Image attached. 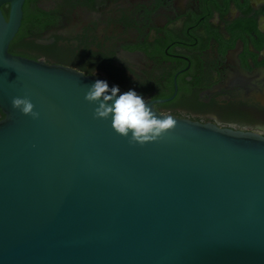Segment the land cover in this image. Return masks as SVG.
Returning <instances> with one entry per match:
<instances>
[{
  "label": "water",
  "instance_id": "water-1",
  "mask_svg": "<svg viewBox=\"0 0 264 264\" xmlns=\"http://www.w3.org/2000/svg\"><path fill=\"white\" fill-rule=\"evenodd\" d=\"M24 1L0 0V264H264V137L173 117L130 144L84 99L116 84L9 53Z\"/></svg>",
  "mask_w": 264,
  "mask_h": 264
},
{
  "label": "flooded vegetation",
  "instance_id": "flooded-vegetation-1",
  "mask_svg": "<svg viewBox=\"0 0 264 264\" xmlns=\"http://www.w3.org/2000/svg\"><path fill=\"white\" fill-rule=\"evenodd\" d=\"M14 56L264 137V0H25Z\"/></svg>",
  "mask_w": 264,
  "mask_h": 264
},
{
  "label": "clouds",
  "instance_id": "clouds-1",
  "mask_svg": "<svg viewBox=\"0 0 264 264\" xmlns=\"http://www.w3.org/2000/svg\"><path fill=\"white\" fill-rule=\"evenodd\" d=\"M84 99L96 105L93 109L95 119L111 120L112 129L120 136L128 138L130 144L140 145L161 139L174 129L176 121L172 116H157L149 103L134 90L120 94L118 86L109 87L104 80H96L88 87ZM11 105L23 115L39 119L31 99L13 97Z\"/></svg>",
  "mask_w": 264,
  "mask_h": 264
},
{
  "label": "trees",
  "instance_id": "trees-1",
  "mask_svg": "<svg viewBox=\"0 0 264 264\" xmlns=\"http://www.w3.org/2000/svg\"><path fill=\"white\" fill-rule=\"evenodd\" d=\"M2 13H3L4 17L7 18L8 11L6 9L2 8ZM3 118H4V116L0 112V120H2Z\"/></svg>",
  "mask_w": 264,
  "mask_h": 264
}]
</instances>
